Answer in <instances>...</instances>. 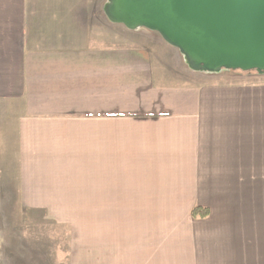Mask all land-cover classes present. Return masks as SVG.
<instances>
[{"label":"crops","instance_id":"crops-1","mask_svg":"<svg viewBox=\"0 0 264 264\" xmlns=\"http://www.w3.org/2000/svg\"><path fill=\"white\" fill-rule=\"evenodd\" d=\"M75 11L0 0V185L59 218L84 203L68 264H264V81L109 45Z\"/></svg>","mask_w":264,"mask_h":264},{"label":"water","instance_id":"water-1","mask_svg":"<svg viewBox=\"0 0 264 264\" xmlns=\"http://www.w3.org/2000/svg\"><path fill=\"white\" fill-rule=\"evenodd\" d=\"M129 27L159 30L204 70L264 69V0H110Z\"/></svg>","mask_w":264,"mask_h":264},{"label":"rangeland","instance_id":"rangeland-1","mask_svg":"<svg viewBox=\"0 0 264 264\" xmlns=\"http://www.w3.org/2000/svg\"><path fill=\"white\" fill-rule=\"evenodd\" d=\"M76 4V18L107 29L109 45L128 44L135 39L163 45L179 52L188 68L221 75L229 84H255L264 81V69L222 68L204 70L179 46L159 30L149 27H129L110 14V0H70ZM131 38H130V37ZM130 40V41H129ZM189 68V69H190ZM18 186L0 185V264H68L71 241L83 240L84 203H63L60 213L52 216L51 209L19 200ZM32 207H30V206ZM7 264V263H6Z\"/></svg>","mask_w":264,"mask_h":264},{"label":"trees","instance_id":"trees-1","mask_svg":"<svg viewBox=\"0 0 264 264\" xmlns=\"http://www.w3.org/2000/svg\"><path fill=\"white\" fill-rule=\"evenodd\" d=\"M209 211L207 209L203 210L199 206H196L192 210V214L194 217L202 216L206 217L208 215Z\"/></svg>","mask_w":264,"mask_h":264}]
</instances>
